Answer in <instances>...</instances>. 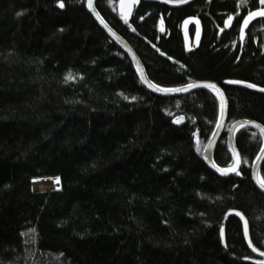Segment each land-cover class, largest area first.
<instances>
[{
	"label": "trees",
	"instance_id": "1",
	"mask_svg": "<svg viewBox=\"0 0 264 264\" xmlns=\"http://www.w3.org/2000/svg\"><path fill=\"white\" fill-rule=\"evenodd\" d=\"M86 2L0 0V264H255L245 261L254 255L241 221L228 213L246 216L264 252V193L252 177L262 134L237 133V172L209 168L219 97L149 91ZM120 2L96 8L156 85L223 89L228 118L214 161L227 169L230 127L264 126V15L247 21L264 5L140 0L127 20Z\"/></svg>",
	"mask_w": 264,
	"mask_h": 264
},
{
	"label": "water",
	"instance_id": "2",
	"mask_svg": "<svg viewBox=\"0 0 264 264\" xmlns=\"http://www.w3.org/2000/svg\"><path fill=\"white\" fill-rule=\"evenodd\" d=\"M139 1L140 0H121L120 5H119L120 13L127 20H130L132 17L134 6ZM148 1L159 2L162 4H166L170 7H181V6H185V5L190 4V3L194 2L195 0H178V1L148 0ZM96 2H97V0H87V2H86L87 10L93 15L94 19L103 28V30L107 33V35L123 50L124 53H126L128 55V57L132 61L133 65H134V67H135V69H136V71H137V73L141 79L142 84L149 91H151L157 95H161V96H180V95H184V94L193 92L195 90L206 89V90H211L212 92H214L219 97L220 104H221L219 120H218V123H217V126L215 128L214 133L212 134L211 138L209 139L208 143L205 146L203 158H204V161L207 164V166L209 168H211L212 170H214L216 173H218L220 176L226 177L232 173H235L232 171L222 172L219 170V169H222L219 166L213 167V164L217 165L214 161V154H215V150L217 148V145H218V143H219V141H220V139L224 133V129L226 127L227 118H228L227 98L225 96L223 89L220 86H218L216 83H213L210 81L197 82V83H193V84H190V85H187L184 87H180V88L184 89L181 91H158L155 87H150L149 85H156V84L148 77V75L145 71V68L143 66V63L141 62L139 56L136 54V52L131 47V45L104 20V18L102 17L100 12L96 8ZM90 4H91V6H90ZM209 83L215 84L217 86V88L220 90V94H218L216 91H213L211 88L207 87L206 85ZM160 88H162V87H160ZM163 89H165V88H163ZM244 127H250V128L256 129L264 137V126L258 122H255V121H252V123H249L248 120H238L230 127V129L228 130L227 139H228L230 149H231L235 159L237 157H239L240 162L238 165V170L241 167V156H240L239 151L236 147V136H237V133L239 132V130L244 128ZM263 148H264V145H263ZM263 160H264V151H261L258 158L256 159V161L254 162V164L252 166V177H253L257 187L264 193V188H262L260 186L261 182H263L261 179V176H260V169H261V165H262ZM228 215H235L241 221L245 241H246L249 249L251 250L252 254L254 255V257L246 258L245 261L255 263V264H264V252L260 251L259 249H257L253 245V243L251 241V237H250V232H249V223H248V219L246 218V216L240 211H230L228 213ZM222 238H223V242L225 244L226 241H225V230L224 229L222 230Z\"/></svg>",
	"mask_w": 264,
	"mask_h": 264
},
{
	"label": "snow or ice",
	"instance_id": "3",
	"mask_svg": "<svg viewBox=\"0 0 264 264\" xmlns=\"http://www.w3.org/2000/svg\"><path fill=\"white\" fill-rule=\"evenodd\" d=\"M58 2L60 3L61 7H64L63 0H58ZM260 4L264 5V0H260ZM90 6H91V4H90ZM255 15H264V8H258L255 12H249V16H255ZM189 19H192V18H189ZM68 79L71 80V79H74V77L71 74H69L68 75ZM232 83L243 84V83H246V82L245 81H232ZM149 86L150 87H155L158 91H181V90H184L183 88L163 89V88H160L159 85H149ZM206 86L211 88L213 91H216L218 94H220V90L217 88V86L215 84L209 83ZM248 86L252 87V88L258 87V85H255V84H249ZM262 90H264V89H262ZM177 122H179V121H177ZM249 123H252V121H249ZM261 151H264V148H262ZM239 162H240L239 157H237L235 159V162H234L233 165H229L227 169H219V170L222 171V172H227V171L236 172L238 170ZM213 167H218V166L213 164ZM260 186L262 188H264V182H261Z\"/></svg>",
	"mask_w": 264,
	"mask_h": 264
},
{
	"label": "rangeland",
	"instance_id": "4",
	"mask_svg": "<svg viewBox=\"0 0 264 264\" xmlns=\"http://www.w3.org/2000/svg\"><path fill=\"white\" fill-rule=\"evenodd\" d=\"M255 16H258V15H255ZM255 16H249L247 18V21H249L251 18H253ZM189 21L190 20L188 19V20H185L184 23H183V30H184V35H185V43H186V47L187 48H190L191 42L195 41V38H196L194 36L191 37V34L189 33V30H187L188 29V24H191ZM50 183H51V187H50L51 189H58V188H60V186L58 187L57 181L55 179H51V182Z\"/></svg>",
	"mask_w": 264,
	"mask_h": 264
},
{
	"label": "bare ground",
	"instance_id": "5",
	"mask_svg": "<svg viewBox=\"0 0 264 264\" xmlns=\"http://www.w3.org/2000/svg\"><path fill=\"white\" fill-rule=\"evenodd\" d=\"M264 138V137H263ZM264 145V144H263ZM234 156V155H233ZM258 158V157H257ZM234 159H235V157H234Z\"/></svg>",
	"mask_w": 264,
	"mask_h": 264
}]
</instances>
